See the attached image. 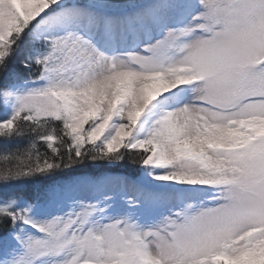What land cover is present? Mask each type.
<instances>
[{
  "label": "snow or ice",
  "instance_id": "snow-or-ice-1",
  "mask_svg": "<svg viewBox=\"0 0 264 264\" xmlns=\"http://www.w3.org/2000/svg\"><path fill=\"white\" fill-rule=\"evenodd\" d=\"M0 264H264V0H0Z\"/></svg>",
  "mask_w": 264,
  "mask_h": 264
}]
</instances>
